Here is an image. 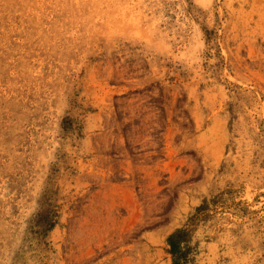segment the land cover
Instances as JSON below:
<instances>
[{"label":"rangeland","instance_id":"374dc122","mask_svg":"<svg viewBox=\"0 0 264 264\" xmlns=\"http://www.w3.org/2000/svg\"><path fill=\"white\" fill-rule=\"evenodd\" d=\"M0 264H264V0H0Z\"/></svg>","mask_w":264,"mask_h":264},{"label":"bare ground","instance_id":"6f19581e","mask_svg":"<svg viewBox=\"0 0 264 264\" xmlns=\"http://www.w3.org/2000/svg\"><path fill=\"white\" fill-rule=\"evenodd\" d=\"M160 191H161L160 189L157 190V191H155V190H151V189H150V190L147 191V193H148L149 195L152 194V195H154V196H157V194H159Z\"/></svg>","mask_w":264,"mask_h":264}]
</instances>
